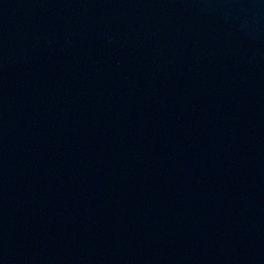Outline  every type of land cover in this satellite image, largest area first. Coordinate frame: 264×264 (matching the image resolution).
Listing matches in <instances>:
<instances>
[{"label":"water","instance_id":"1","mask_svg":"<svg viewBox=\"0 0 264 264\" xmlns=\"http://www.w3.org/2000/svg\"><path fill=\"white\" fill-rule=\"evenodd\" d=\"M0 23L264 115V0H0Z\"/></svg>","mask_w":264,"mask_h":264}]
</instances>
